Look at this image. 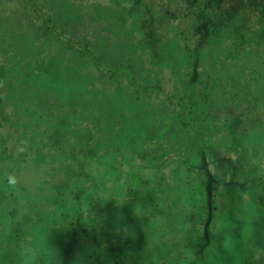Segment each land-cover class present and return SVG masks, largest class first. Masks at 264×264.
<instances>
[{
	"label": "rangeland",
	"instance_id": "rangeland-1",
	"mask_svg": "<svg viewBox=\"0 0 264 264\" xmlns=\"http://www.w3.org/2000/svg\"><path fill=\"white\" fill-rule=\"evenodd\" d=\"M24 1L0 0V64L9 63L0 68V145L11 149L7 158L0 147L1 261L264 264L251 255L256 242L236 237L242 196L227 184L229 163L247 170L239 180L251 190L253 176L264 177V0H204L201 10L186 0L197 16L190 67L172 0ZM126 5L145 19L115 26ZM210 46L216 72L206 80ZM121 68L143 89L139 101ZM186 89L200 103L190 116L184 101L166 100ZM136 135L138 148L127 150ZM205 147L229 162L216 154L210 163ZM223 164L226 184L203 170ZM203 221H216L204 240Z\"/></svg>",
	"mask_w": 264,
	"mask_h": 264
},
{
	"label": "trees",
	"instance_id": "trees-1",
	"mask_svg": "<svg viewBox=\"0 0 264 264\" xmlns=\"http://www.w3.org/2000/svg\"><path fill=\"white\" fill-rule=\"evenodd\" d=\"M203 1L204 0H197L200 10L202 8ZM24 2L29 3L30 0H26ZM186 4H187L186 0H172V2L170 4V10L177 17V19L175 20V23H174V25H175L174 31L177 33L179 42L182 45V48L180 49V53L185 58V64H187V66L190 67V66H192L191 31L194 28L195 23L197 22V16L196 15L195 16L187 15V13L185 11ZM122 10L125 11V14L123 13L121 15H115L116 18L121 17V20H116V19L114 20L115 26H119L120 24H124L127 26L130 21H135V22L142 21L146 17V13H141V12L137 11L136 9L131 8L129 5L128 6L126 5ZM106 13H109V11ZM28 14L32 17V15H34V11L31 9L28 11ZM33 19H35V18L32 17V20ZM51 20H52V18H51ZM124 20H125V22H124ZM32 24H34L33 21H32ZM43 24H45V23H42L41 24L42 26L35 29L36 32H34L36 34V36L39 38L42 36H45L46 33L48 32V31L42 30V27H44ZM47 30H49V29H47ZM14 62L15 61H12V64ZM3 67H5V70H6L7 68H9V63L7 62V64L6 65L4 64V66H2L0 64V68H3ZM202 68H203L202 73H204L206 75L203 77H206L205 78L206 80H211L213 78V74H215V72H216L215 52L213 50V46L209 47V51H208L207 57L205 58V63H204ZM121 70H124V69L121 68ZM124 73H127L130 84L132 85V87H134L135 92H134L133 96H134L135 100L139 101L141 98V94L143 92V89L141 87H139V85H137V80L129 72V70L127 72L124 70V72H122V74H124ZM4 74H5V71H4ZM2 81L3 80L1 79L0 83H2ZM150 90L156 91L157 93H159L161 91V89H150ZM180 95L181 96H178V95L174 96L171 94V97H169V96L166 97V100L169 103L174 104V102L176 101L175 98L178 97L179 100L182 102L184 101V103H183V105H181L180 103H178L177 105L182 106V108L184 109L185 114L187 116L192 115L193 112L200 107V103L195 98H193V94H191L189 92V90H187V89L184 93H181ZM0 96H1V89H0ZM31 112L35 118L39 117V119H40V116L41 117H42V115L44 116V114H42L40 112H36V110H33ZM260 117L263 118L264 113L261 114ZM166 126H168V123L166 124ZM185 126L189 128V127H192L193 125L190 122H188L187 120H185ZM8 131H9V133H8ZM8 131H6L8 134L15 133V129L13 127H10V130H8ZM140 138H141L140 136L136 135L135 137H133V139L127 140L126 143H124L125 145H127V150H129L131 148H135V144L137 141H139ZM140 140H142V139H140ZM124 144H120L119 146H121V145L125 146ZM179 145L183 146L184 144L182 143V141H179ZM0 147H1V149H5L6 152H4V154H6L7 158H8V156H11V149L7 143L1 144ZM173 147H175V146H173ZM137 148H138V146L134 150H136ZM166 152H173L167 156V158L165 159L166 162L167 161L168 162L173 161V159H174L173 157L178 156L176 153V150L174 148L172 150H169ZM201 153L203 154V157L207 156L209 158V162H210V160H214V156H216V154L219 155L220 157H222V160H221L222 162L226 161L225 156H227V155L221 154L220 152L216 151V149L214 150L213 147H205L204 149L201 150ZM4 159H6V158L1 157L2 161H4ZM184 159H188L189 162L186 163ZM184 159H182L181 164H184L185 166H187V165L191 166V164H193L191 162L192 157H191L190 153L188 154V156H185ZM201 162H202V160H201ZM226 162H229V161H226ZM230 164H231V175H230V179H229L230 182H227V184H229V185L231 184V185L236 186L240 190V193L242 196V202H240V204L235 205V207L233 209L234 214H235V221H238V223L241 221V223L239 224V227L236 228V232H237L236 237L242 238L241 234H244L246 236V242L249 240V243H251V245H252V242H256L254 245H256V244L257 245H256V247L254 246L251 255L253 257L255 255L253 260L256 258L257 262L264 263V177H263L264 173L261 172L263 174V176H262L263 178H260V179H259V177L253 176V178H258L259 184L255 190H251L248 187L247 181L243 182V181L239 180L241 177L246 178V176L248 175L247 170L242 165H237L236 163H235L236 165L232 164V163H229L228 165H230ZM202 165H203V162H202ZM202 165L200 167H203ZM224 165L225 164L219 166V168L218 167L217 168L212 167V165H208L206 169L203 167V170L206 173V175L211 174V172L214 171L213 175L216 178H221V179L226 178V180H228V177H223L224 176L223 175L224 174V168L228 166V165L227 166H224ZM185 166H182V168H184ZM257 175L260 176V174H257ZM135 179H133V180H135ZM224 179L218 180L219 183L226 184L223 182ZM134 183H135V181H134ZM253 183L256 184V182H253ZM71 184H73V182ZM135 190H136L135 187L134 188L130 187L128 191L134 192ZM243 198H245V200H243ZM215 209H216V207L214 206L212 208L211 212L213 213V211H217V209L216 210ZM220 214H221V212L219 214H217L218 216L216 215L215 218H218V219L222 218V216ZM222 214H224V213H222ZM215 222L216 221H203L202 222L203 224L205 223L206 228L204 229L203 234L199 235L202 237V238L200 237L201 239L204 240L205 238H211V235L213 233L209 229V225L211 223L215 224ZM236 224H237V222H236ZM201 227L202 226L200 224V228ZM239 228L241 230H239ZM3 251H5V247H4ZM207 252L208 251H206V253ZM259 257H260V259H257ZM1 260H4V259L0 258V264L11 263L10 261L8 262V261H1ZM252 262L253 261L251 259L250 260H244L242 262V264H251Z\"/></svg>",
	"mask_w": 264,
	"mask_h": 264
},
{
	"label": "clouds",
	"instance_id": "clouds-1",
	"mask_svg": "<svg viewBox=\"0 0 264 264\" xmlns=\"http://www.w3.org/2000/svg\"><path fill=\"white\" fill-rule=\"evenodd\" d=\"M17 183H18L17 178L13 176L12 174H9L7 177V186L9 188H15Z\"/></svg>",
	"mask_w": 264,
	"mask_h": 264
},
{
	"label": "flooded vegetation",
	"instance_id": "flooded-vegetation-1",
	"mask_svg": "<svg viewBox=\"0 0 264 264\" xmlns=\"http://www.w3.org/2000/svg\"><path fill=\"white\" fill-rule=\"evenodd\" d=\"M3 150V149H2Z\"/></svg>",
	"mask_w": 264,
	"mask_h": 264
}]
</instances>
